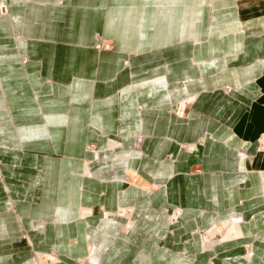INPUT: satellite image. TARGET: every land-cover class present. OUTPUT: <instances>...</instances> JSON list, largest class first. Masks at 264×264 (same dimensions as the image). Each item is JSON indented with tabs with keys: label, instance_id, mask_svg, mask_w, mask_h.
Returning a JSON list of instances; mask_svg holds the SVG:
<instances>
[{
	"label": "crops",
	"instance_id": "obj_1",
	"mask_svg": "<svg viewBox=\"0 0 264 264\" xmlns=\"http://www.w3.org/2000/svg\"><path fill=\"white\" fill-rule=\"evenodd\" d=\"M59 1L0 0L9 10L0 15L9 222L17 217L42 232L35 223L52 218L105 221L97 207L115 211L132 190L143 211L150 190L134 191L118 175L152 173L159 188L143 222L168 234L164 209H181L186 254L153 247L131 263L122 237L107 264H207L203 250L216 256L212 264H264V212H256L257 175L264 174V0ZM44 12L53 24L40 18ZM98 37L114 48L98 51ZM115 141L122 146L110 149ZM93 144L98 161L88 151ZM42 188L58 191L47 203L52 213L22 212L24 203L38 204L27 192ZM197 230L218 240L207 244ZM80 233L77 247L87 237ZM15 255L0 253V264H15Z\"/></svg>",
	"mask_w": 264,
	"mask_h": 264
},
{
	"label": "rangeland",
	"instance_id": "obj_2",
	"mask_svg": "<svg viewBox=\"0 0 264 264\" xmlns=\"http://www.w3.org/2000/svg\"><path fill=\"white\" fill-rule=\"evenodd\" d=\"M59 4H63V0H60ZM0 15H9V10L6 4H2L0 6ZM42 15H45L46 21L48 23L50 22V17L52 18L54 16L51 12H44L40 14V18H42ZM53 23L54 21H51L49 25ZM98 38L99 41L96 45V49L98 51L111 50L114 48L112 41L102 39L101 37ZM107 45H110L109 48H107ZM27 61L28 60L26 59V57H23V62L26 63ZM1 129H3V127H1ZM6 145H8V136L1 134L0 151H3L2 149H4ZM121 146L122 144L117 141L109 143L110 149H118ZM56 149L58 150V148ZM189 150L194 153L198 151L195 145L191 146ZM88 151L92 153L93 160L98 161L100 156L98 155L96 146L94 144L88 147ZM6 156L7 154H5L4 152H0V182L2 184L0 191L3 194V196H1L2 201H0V253L8 255V253L14 252L16 254L14 260V262L16 261L15 264H36V262L37 264H107L109 262L108 258L110 256V249L114 246L116 240L122 237H124V239H128L129 241L127 253H133L130 254L132 255L129 260V262L131 263L136 262L135 257L138 255V253L140 254L142 251H150V249L153 247L162 248L165 251L169 250V248L172 247L180 254H186V239L179 236L178 232L179 230H183L186 228L184 226L185 224L180 223L179 221L183 215V211L181 209L176 208L169 210L167 208H163L164 212L168 214L170 213L168 215V225L171 229L169 230L168 234L162 232H166L169 228L166 229L164 227L163 229L160 228V230H154L151 225L152 223L143 222L144 218L142 217V214L149 213L150 207L152 208L150 192L153 193L154 190L156 191L159 188L158 184H152V180L154 177L152 173H148L146 175L144 174L143 176L140 174L138 175L137 173H127L128 176L126 173L118 175V177H121L123 182L126 183L125 186L131 187L132 189H134V191L137 187H143L147 188L146 190H150V192H148L145 197V199L148 200V202H146L147 200H145L146 204L148 205H146V207L142 209L143 211H138L136 209L135 203L137 196L136 193L132 190L129 192L132 193L131 195H129V197L124 196L123 206L118 207V209H116L115 211H105L104 207H97V216L101 219H105V221H83L79 223L65 222V224H63L64 222L60 223L57 222L56 219L52 218L51 220L38 221L35 223L38 226L42 225L43 229H45L42 232L41 230H38V228H40L41 226L37 227V229L33 228V226L31 228H29V226H26L28 228L26 229L24 227V224L21 221L19 222L17 217L16 223L13 224L12 222H9V216L7 212L8 209H5L6 206L4 207L2 205L7 202V199H9V193L6 187V185H8V183L6 182V176L9 177L10 171L13 169L10 167V164L8 163L9 159H7ZM5 161L6 163H4ZM84 175L85 177L91 178L89 173H85ZM263 175H257L258 180H261L262 190L257 191L259 195L257 197L258 205L256 212H264ZM10 187L12 186L10 185ZM52 189L45 190L42 188L39 191L34 189L28 191V196H31L30 199L35 200L37 198L38 204L33 205V203H28L26 205V203H24V205L21 206V211L25 213V211L27 210H36L39 216L51 214L52 211H50V206L47 203L56 202L57 197H55L54 193L58 192L57 190ZM101 192L97 191V194L100 195ZM121 192L122 195H124L123 191ZM21 196L22 197L18 199L24 201V199L26 198L25 193H22ZM40 199L43 200L44 203H42ZM92 214L86 213V217L88 218ZM77 224H79L81 227L78 228V226H76ZM6 225L9 226L6 227ZM176 228L177 230H175ZM218 228H227V223H225L224 226L223 224L219 225ZM218 228L216 227V229ZM80 229L82 231L81 233L79 232L80 235L87 237L84 240L85 243L77 247L76 244L78 242V236H74V234L76 235ZM7 230H9L10 233ZM28 231H32L33 233H35V238L31 239ZM118 231L121 233H119ZM175 231L177 234L175 233ZM196 232L198 234L204 235V242H208L211 239H213V241L218 240L206 236L207 231L205 230H197ZM110 233H113V235H110ZM114 233L117 235H114ZM122 234L123 236H121ZM15 235L18 236L15 237ZM59 235L61 237L60 239L57 237ZM169 235H171V238L168 237ZM192 244H195V242H192ZM207 244H209V242ZM120 252L121 250H119V254ZM252 252V245H246L242 257L245 260L250 261L254 256V252ZM203 253L207 254V264H212L216 256L212 254L210 250H203ZM121 257L124 258V260H127L128 254Z\"/></svg>",
	"mask_w": 264,
	"mask_h": 264
},
{
	"label": "built area",
	"instance_id": "obj_3",
	"mask_svg": "<svg viewBox=\"0 0 264 264\" xmlns=\"http://www.w3.org/2000/svg\"><path fill=\"white\" fill-rule=\"evenodd\" d=\"M108 46V47H107ZM106 47L109 48L110 45H107Z\"/></svg>",
	"mask_w": 264,
	"mask_h": 264
},
{
	"label": "bare ground",
	"instance_id": "obj_4",
	"mask_svg": "<svg viewBox=\"0 0 264 264\" xmlns=\"http://www.w3.org/2000/svg\"><path fill=\"white\" fill-rule=\"evenodd\" d=\"M250 259V258H249Z\"/></svg>",
	"mask_w": 264,
	"mask_h": 264
}]
</instances>
